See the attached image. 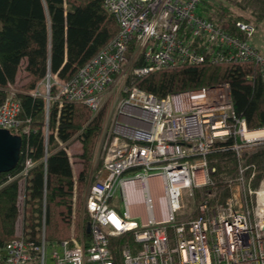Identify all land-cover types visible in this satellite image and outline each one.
Masks as SVG:
<instances>
[{
  "label": "built area",
  "instance_id": "obj_1",
  "mask_svg": "<svg viewBox=\"0 0 264 264\" xmlns=\"http://www.w3.org/2000/svg\"><path fill=\"white\" fill-rule=\"evenodd\" d=\"M202 1L104 0L117 36L69 81L47 73L31 91L44 101L46 121L53 103L105 109L102 165L86 192L80 235L72 226L68 239L48 242L43 221L40 239L10 241L0 264H116L111 241L126 233L135 246L119 247L121 264H264V159L248 162L264 150V127L250 129L236 115L227 83L163 98L129 84L167 68L244 63L264 82L254 27L237 22L238 35H229L197 15ZM19 113L20 101L6 98L0 129L13 134ZM227 151L235 166L222 162L220 172ZM32 167L26 159L21 174ZM195 193L198 216L179 221L183 196ZM132 194L141 196L135 209Z\"/></svg>",
  "mask_w": 264,
  "mask_h": 264
},
{
  "label": "trees",
  "instance_id": "obj_2",
  "mask_svg": "<svg viewBox=\"0 0 264 264\" xmlns=\"http://www.w3.org/2000/svg\"><path fill=\"white\" fill-rule=\"evenodd\" d=\"M242 11L261 20L264 0H203L197 15L237 36V22L253 26ZM118 31L115 18L104 8V0H0V106L8 94L15 93L20 101V124L13 134L23 141L16 168L0 174V257L4 246L16 238L39 240L43 221L46 241L68 239L72 202L74 197L78 204L81 202L104 113H94L77 103L66 102L60 108L53 103L44 133V101L30 93L47 73L60 81L72 79ZM129 82L158 98L227 83L236 115L244 118L250 129L264 127V82L253 64L180 66ZM74 141L81 143L77 179L66 154ZM221 157L219 171L222 162L227 170H233L235 161L230 152ZM26 159H31L33 167L21 174ZM261 159L264 150L248 162ZM188 208L196 209L197 204L187 203ZM197 216L193 213L190 218ZM134 243L132 233L111 241L116 264H121L119 247H134Z\"/></svg>",
  "mask_w": 264,
  "mask_h": 264
},
{
  "label": "rangeland",
  "instance_id": "obj_3",
  "mask_svg": "<svg viewBox=\"0 0 264 264\" xmlns=\"http://www.w3.org/2000/svg\"><path fill=\"white\" fill-rule=\"evenodd\" d=\"M240 13L251 20V24L254 26L255 33H254V36L252 37L250 43L255 49L258 50V52L261 55L264 56V18L261 20H256V18L251 16L250 13H247V11H242ZM14 94L15 93L11 92L10 94L7 95L6 98L11 97V98L15 99L16 97ZM102 110L104 113L105 109H102ZM44 121H45V127H44L45 128L44 133H45L46 126L48 129V120L46 121V117H45ZM100 130H101V128H100ZM99 135H100V131H99V134H98L96 141H95V144H94V149L92 152V157H91V162H90L91 167H90L89 172L87 173L86 182H85V185L83 187L81 202L78 204L77 198H75V197H74L73 202H72L73 215H72V219H71V224L69 226V235H70V231L73 228H74L73 229L74 233L76 235H80L81 229L84 228L85 219H87V215L85 214V208H84L86 192H87L89 183H91V180L93 179V173L97 172L101 168V165H102L101 159H100L99 153H98ZM66 149H67L70 161L72 162L74 179H77L79 171L81 170V160L79 159V155L81 153V143L79 141H74ZM74 189L76 190V184H75ZM185 201H187V203H189L190 205H193V204L198 205V203H199L198 193H195V195H193L191 198L188 195L183 196L182 207H181V210L179 212V219L182 218V221L190 218L193 213L197 214L195 208L190 209L191 208L190 207L187 210V203L185 204ZM121 211H123V209H121ZM139 212L140 211L138 208L136 213H139ZM135 221L138 224H140L139 219H135ZM72 226H73V228H71ZM47 264H53V263L50 260H47Z\"/></svg>",
  "mask_w": 264,
  "mask_h": 264
},
{
  "label": "water",
  "instance_id": "obj_4",
  "mask_svg": "<svg viewBox=\"0 0 264 264\" xmlns=\"http://www.w3.org/2000/svg\"><path fill=\"white\" fill-rule=\"evenodd\" d=\"M22 144L21 137L0 129V174L9 173L16 168Z\"/></svg>",
  "mask_w": 264,
  "mask_h": 264
},
{
  "label": "bare ground",
  "instance_id": "obj_5",
  "mask_svg": "<svg viewBox=\"0 0 264 264\" xmlns=\"http://www.w3.org/2000/svg\"><path fill=\"white\" fill-rule=\"evenodd\" d=\"M160 185V183H159ZM158 186V185H157ZM132 197V202L133 204L135 205L134 206V209L137 207V205L140 203L141 201V196L139 194H132L131 195ZM156 205L158 206V209H159V215H160V218L161 219H165V216L166 214L163 212V202L162 200L160 199V196H157L156 197ZM134 212L136 213V211L134 210Z\"/></svg>",
  "mask_w": 264,
  "mask_h": 264
},
{
  "label": "clouds",
  "instance_id": "obj_6",
  "mask_svg": "<svg viewBox=\"0 0 264 264\" xmlns=\"http://www.w3.org/2000/svg\"><path fill=\"white\" fill-rule=\"evenodd\" d=\"M15 135V134H14Z\"/></svg>",
  "mask_w": 264,
  "mask_h": 264
}]
</instances>
